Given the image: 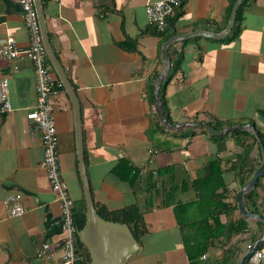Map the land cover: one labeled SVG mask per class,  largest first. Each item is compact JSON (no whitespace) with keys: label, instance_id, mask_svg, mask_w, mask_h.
I'll return each mask as SVG.
<instances>
[{"label":"crops","instance_id":"1","mask_svg":"<svg viewBox=\"0 0 264 264\" xmlns=\"http://www.w3.org/2000/svg\"><path fill=\"white\" fill-rule=\"evenodd\" d=\"M147 1L41 4L49 42L77 99L94 205L104 214L134 205L142 215L145 231L138 237L139 248L122 264H193L183 247L173 203L188 189L191 196L182 200L194 199L192 188L180 191L179 186L209 172V162L219 159L223 198L236 205L219 220L244 219L247 225L228 239L215 240L197 264H237L264 231L261 220L242 217L235 198L260 165L261 150L250 129L210 134L203 124L226 129L251 123L264 138V0H248L238 28L232 26L225 34L230 0H183L161 31L147 22ZM192 31L220 36L194 34L170 42L169 69L156 89L163 42ZM6 36L21 48L28 46L18 0H0V39ZM48 64L58 78L50 59ZM3 76L8 78L11 109L0 110V264H55L62 253L59 209L41 166L39 133L26 117L36 106L33 65L26 57L0 56ZM157 99L169 125L162 122ZM52 101L61 175L76 210L84 195L73 104L64 87ZM151 121L154 131L147 133ZM122 159L136 171L132 184L111 171ZM238 162L245 171L236 176ZM167 166L173 172L157 174ZM170 185L177 186L172 197ZM251 189L254 196L247 202L243 197L245 207L264 217V174ZM13 191L21 192L25 211L8 217L2 199ZM42 242L48 243L49 254L37 257ZM257 250L262 257L253 260L252 255L247 264H264V243Z\"/></svg>","mask_w":264,"mask_h":264},{"label":"built area","instance_id":"2","mask_svg":"<svg viewBox=\"0 0 264 264\" xmlns=\"http://www.w3.org/2000/svg\"><path fill=\"white\" fill-rule=\"evenodd\" d=\"M51 0H39L45 3ZM20 14L28 37V46L21 48L11 36L0 39V56L14 59L26 57L33 65L35 73L36 106L27 112L26 117L31 121L33 129L39 133L43 148L41 166L44 168L48 183L54 192L59 209V226L61 239V257L55 264H76L79 257L75 248V235L79 230L74 222V201L69 194L68 186L63 180L57 148L58 136L54 118L52 97L60 89V80L56 78L49 67L48 55L40 32V25L33 0H18ZM181 5V0H149L145 4L147 22L157 30L166 27L167 19ZM11 109L8 78H0V110L3 112ZM2 204L8 217L19 216L25 211L22 203V194L19 191L8 193ZM49 245L42 242L37 257L48 256ZM205 257V254H202ZM262 252L256 250L252 259L258 260Z\"/></svg>","mask_w":264,"mask_h":264},{"label":"trees","instance_id":"3","mask_svg":"<svg viewBox=\"0 0 264 264\" xmlns=\"http://www.w3.org/2000/svg\"><path fill=\"white\" fill-rule=\"evenodd\" d=\"M182 1L183 0H181V3ZM247 1L248 0L240 1L233 25L235 28H238L239 26L242 7ZM234 2L235 0H230L226 18H228L230 9ZM152 27L156 29L154 26ZM234 33H236V31H234ZM234 33L229 36L228 39L232 38ZM60 88H63L61 83ZM155 116L159 121V115L157 112L155 113ZM154 126V122L151 121L147 133L153 132ZM260 138H262L261 134ZM262 139L264 140V138ZM236 164L240 166L237 167L234 165L236 176L243 175L245 171L244 168L241 167L239 162ZM173 169L174 168L172 166L160 168L157 170V174L162 175L164 173L173 172ZM111 171L131 184L134 183V180L137 178V174L135 173L136 171L133 170V168L128 165L127 160L124 159L120 160ZM121 171H124V173L122 174ZM223 171V166L220 164L219 159H212L209 162V172L201 176H195L189 182L183 181L179 186L180 191H183L188 187L192 188L195 191V198L191 200L176 199L173 203V211L180 228L183 247L187 257L193 264H197V258L201 257L202 254H205L215 243V240L221 238L228 239L233 234L243 231L247 225V222L244 219L226 223H222L219 220V215L221 213L230 211L232 208L236 207L235 204L230 205V203L226 202L223 198L225 185ZM176 187V185L169 186L168 193L170 197L173 196V192ZM220 188H222V191H219ZM253 196L254 189L249 190L243 195L246 202L251 200ZM86 211L87 209L84 199L81 201V206L79 208L76 210L73 209V217L77 230H80L85 222ZM97 211L106 219L126 223L137 240L138 237L145 231V224L142 215L134 205L123 207L108 214H104L99 209H97ZM75 248L79 257L76 264H89L88 252L80 241L78 234L75 235Z\"/></svg>","mask_w":264,"mask_h":264},{"label":"water","instance_id":"4","mask_svg":"<svg viewBox=\"0 0 264 264\" xmlns=\"http://www.w3.org/2000/svg\"><path fill=\"white\" fill-rule=\"evenodd\" d=\"M36 8V13L40 25V32L42 36V42L46 49L48 58L50 59L54 71L57 74L61 84L65 88L69 95L74 109L75 117V130H76V147H77V158H78V169L80 179L82 183L84 201L86 205L85 222L78 232L80 241L86 248L89 255V264H122V261L127 256L136 252L139 248L138 240L133 236L131 229L126 223L118 222L111 219L104 218L96 209L93 198L91 195V189L87 179L85 167H84V156L81 143L80 135V124H79V108L75 93L69 83L66 72L59 63L52 47L49 42V38L45 29L44 18L41 10V4L39 0H33ZM240 4V0H235L230 10L228 22L222 34L227 33L233 26L236 18L237 8ZM201 35L205 37H218L219 34L209 33L205 31H192L190 33H181L173 37L168 38L163 42L161 48V58L163 60V69L159 74L156 82V89L160 86L163 75L169 69V59L167 47L175 39L181 37H188L190 35ZM157 109L159 111L162 122L166 125L170 123L166 121V117L161 107L160 99H157ZM172 125V124H171ZM210 134H220L235 129H250L258 140L261 150V162L257 169L253 172L251 177L243 184V186L236 192L235 198L237 208L242 217L246 219L257 218L264 223V217L261 214L253 213L249 211L243 202V195L248 192L252 187L255 186L256 182L264 174V143L260 138L259 133L251 123H245L240 125L229 126L226 129H216L213 125L203 124ZM174 126V125H173ZM264 243V231L262 236L257 239L240 258L237 264H247L248 260L251 259L254 252L260 245Z\"/></svg>","mask_w":264,"mask_h":264},{"label":"rangeland","instance_id":"5","mask_svg":"<svg viewBox=\"0 0 264 264\" xmlns=\"http://www.w3.org/2000/svg\"><path fill=\"white\" fill-rule=\"evenodd\" d=\"M192 194V190L188 189L180 194V198L182 199H188Z\"/></svg>","mask_w":264,"mask_h":264}]
</instances>
